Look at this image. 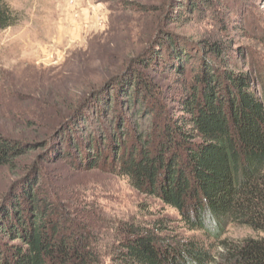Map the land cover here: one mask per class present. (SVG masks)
Masks as SVG:
<instances>
[{
    "label": "trees",
    "instance_id": "trees-1",
    "mask_svg": "<svg viewBox=\"0 0 264 264\" xmlns=\"http://www.w3.org/2000/svg\"><path fill=\"white\" fill-rule=\"evenodd\" d=\"M163 2L158 16L159 8L142 0L110 5L109 26L95 38L98 53L87 50L74 60L79 72L71 92L52 93L53 101L43 104L47 116L27 119L30 137L0 133V167L17 176L0 198V264H105L106 254L109 264H264L263 68L232 40H194L166 30L218 13L212 0ZM17 18L0 0V28ZM156 18V29L164 27L128 59V49L145 40ZM217 23L229 31L222 19ZM249 29L242 27L243 36ZM260 39L264 43V34ZM103 73L108 81L89 84L75 107L71 98ZM165 79L174 85L164 86ZM32 156L33 162L23 161ZM58 162L127 179L175 208L185 228L205 239L164 235L169 226L158 220L125 222L121 238L106 242L61 197L49 171ZM232 224L260 234L223 238Z\"/></svg>",
    "mask_w": 264,
    "mask_h": 264
},
{
    "label": "rangeland",
    "instance_id": "rangeland-1",
    "mask_svg": "<svg viewBox=\"0 0 264 264\" xmlns=\"http://www.w3.org/2000/svg\"><path fill=\"white\" fill-rule=\"evenodd\" d=\"M142 1L159 8L156 16L160 14V8L167 7L163 0ZM212 1L220 10L218 13L205 12L200 17L191 19L185 26L170 25L166 26V30L194 40L211 35L223 40H232L234 47L246 49L249 52L248 60L254 62L257 67H262L264 72V43L260 39L264 34V0ZM7 2L18 18L12 26L0 28V133L29 136L33 132L27 127V119L46 117L43 104L47 100L53 101L52 93L57 97H65L75 86L74 80L78 79L79 70L74 60L79 59L87 50L94 55L98 53L95 38L105 34L111 17L109 6L117 5L120 0ZM157 19L145 40L128 49L127 53L131 55L128 59L151 45L158 34L157 31L164 27L156 29ZM219 19L224 21L229 31L225 32L224 28L218 25ZM239 24L243 28H250L248 37L243 36L242 27L238 28ZM111 39L116 43L115 36L111 35ZM95 64L93 62L95 67H101ZM107 67L104 66V69ZM114 68L113 70L117 69ZM103 74L89 78L90 81L78 95L71 98L75 107L90 90L89 84H97V87L102 85L107 76ZM162 84L173 86L174 80L165 79ZM118 107L121 109L119 104ZM60 110L65 109L62 107ZM66 110L64 113L69 108ZM34 136L32 138L38 141L44 138L41 135H36V138ZM81 141L83 146L89 144L86 137ZM33 156L23 161L29 164L36 159ZM49 171L67 205L74 206L77 212L83 214V218L90 220L106 242L112 243L116 238H121L125 222L153 224L158 220H164L169 226L164 235L175 234L179 237L205 239L201 231H189L185 228L180 219L181 215L175 208L161 199L144 195L123 177L102 170H69L63 162L50 165ZM15 178L16 174H13L9 167H0V198ZM259 234L249 226L232 224L228 226L223 238L242 240ZM220 251L221 249L217 248L216 254L219 255ZM104 261L105 264L110 263L107 254Z\"/></svg>",
    "mask_w": 264,
    "mask_h": 264
},
{
    "label": "water",
    "instance_id": "water-1",
    "mask_svg": "<svg viewBox=\"0 0 264 264\" xmlns=\"http://www.w3.org/2000/svg\"><path fill=\"white\" fill-rule=\"evenodd\" d=\"M106 81H108V80H105L103 83H105ZM103 83H102V84H103ZM78 106H79V105H78ZM78 106H77V107H78Z\"/></svg>",
    "mask_w": 264,
    "mask_h": 264
}]
</instances>
